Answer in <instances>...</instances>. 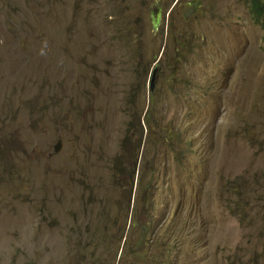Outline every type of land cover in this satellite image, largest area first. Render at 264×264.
<instances>
[{
  "label": "rangeland",
  "instance_id": "1",
  "mask_svg": "<svg viewBox=\"0 0 264 264\" xmlns=\"http://www.w3.org/2000/svg\"><path fill=\"white\" fill-rule=\"evenodd\" d=\"M141 209L121 264H264L250 0H0V264H117Z\"/></svg>",
  "mask_w": 264,
  "mask_h": 264
},
{
  "label": "clouds",
  "instance_id": "2",
  "mask_svg": "<svg viewBox=\"0 0 264 264\" xmlns=\"http://www.w3.org/2000/svg\"><path fill=\"white\" fill-rule=\"evenodd\" d=\"M157 20H158V15H157V18H156V22H157ZM155 71H156V69L154 70V74H155ZM147 120H148V118H147ZM143 132H144L143 126L141 125V123H139L138 131H137L138 139L143 137ZM166 160L168 161V159H166ZM154 165L151 168H154ZM181 165H182V171L181 172H177L176 174L178 176H180V177L189 176L190 172H189L188 168L186 167V165L184 164L183 161H182ZM135 223H136V227L139 230L141 236L138 237V238L133 237V236H130V237H126L125 236L123 238V240H122V248L125 246L126 243H128V244L131 245V249L128 250L123 257H121V255H120V259L117 262V264H121L123 259H127L129 262H138V261H140L141 259L137 258L136 254L133 251V245H135L137 248H140V242L142 240H144L145 238L146 239H150V241H153L154 237H153V233H152V226H159V223L149 226L147 221H146V219H145L144 212L142 211V209L137 212L136 217H135ZM165 231H166L167 234L170 233L167 230H165ZM109 237H111V235ZM98 238H99V241L102 242V237L99 236ZM169 240L178 241L179 239H169ZM140 254L142 256V250H141ZM87 264H102V261L100 260V249H99V247H96L95 249H93V256L90 255V263H87Z\"/></svg>",
  "mask_w": 264,
  "mask_h": 264
},
{
  "label": "trees",
  "instance_id": "3",
  "mask_svg": "<svg viewBox=\"0 0 264 264\" xmlns=\"http://www.w3.org/2000/svg\"><path fill=\"white\" fill-rule=\"evenodd\" d=\"M250 9L254 20L264 26V0H250Z\"/></svg>",
  "mask_w": 264,
  "mask_h": 264
}]
</instances>
